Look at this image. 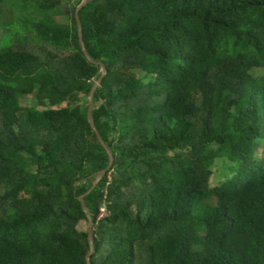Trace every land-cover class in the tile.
<instances>
[{
    "label": "trees",
    "instance_id": "obj_1",
    "mask_svg": "<svg viewBox=\"0 0 264 264\" xmlns=\"http://www.w3.org/2000/svg\"><path fill=\"white\" fill-rule=\"evenodd\" d=\"M80 1H12L29 27L0 49V264H264V0L87 1L93 62ZM99 64L113 165L87 192L109 164L82 100Z\"/></svg>",
    "mask_w": 264,
    "mask_h": 264
},
{
    "label": "rangeland",
    "instance_id": "obj_2",
    "mask_svg": "<svg viewBox=\"0 0 264 264\" xmlns=\"http://www.w3.org/2000/svg\"><path fill=\"white\" fill-rule=\"evenodd\" d=\"M13 0H7L1 10L0 13V49L1 47L8 45L11 43L12 40V35L14 34V32H20L21 30H26L29 25L28 24H24V23H20L15 21V23L10 22L9 20L12 21L13 18V13H16L15 8L13 7L12 4ZM14 11V12H13ZM19 11V10H17ZM21 13L26 14L29 13V11L27 10H23ZM55 19L57 21L60 22H66L68 21V16L66 15H56ZM45 46L49 49H55L53 46H51L50 44L45 43ZM63 54V53H60ZM138 76H141L142 73L141 72H137ZM83 101L87 100L86 97L82 98ZM19 104L21 106H32V105H37V100H35L34 97H32V95H25L20 97L19 99ZM65 108V104H61V105H56L54 107H49L47 109L52 110V111H59L61 109ZM259 154L260 155H264V150L261 149L259 150ZM236 164V163H235ZM235 164H230L228 167L225 168L226 173H230V170H235L236 166ZM207 165H209V162H207ZM223 166L222 164L217 165V167L215 169H213V172L210 176L209 179V184L211 187L217 186L221 183L222 180H224L225 178V173H223L222 170ZM217 189H213L212 193H216ZM78 229L84 230L87 228L86 222L85 221H80L77 225Z\"/></svg>",
    "mask_w": 264,
    "mask_h": 264
},
{
    "label": "water",
    "instance_id": "obj_3",
    "mask_svg": "<svg viewBox=\"0 0 264 264\" xmlns=\"http://www.w3.org/2000/svg\"><path fill=\"white\" fill-rule=\"evenodd\" d=\"M87 1H91V0H81L79 2V4L76 6L75 8V19H76V25H77V30H78V38H79V44H80V47L83 51V54L84 56L86 57V59L89 61V62H93L89 56L87 55V51H86V48H85V45H84V42L82 40V34H81V25H80V20H79V17H78V9L83 5L85 4ZM100 65V71H101V76L93 83L91 89L89 90L88 94H87V102H88V108H87V121L90 125V127L94 130L95 134H96V137L99 141V143L102 145V148L106 151V153L108 154V157H109V164L107 166V168L105 170H102L101 172H99L96 176V179L94 180V182L92 183V185L90 186V188L87 190L90 191L94 185L97 183L98 180H100L102 178V176L106 173V171H108L109 169H111L112 165H113V157L112 155H110L108 149H107V146L105 145V143L103 142V140L101 139L100 135L97 133L95 127H94V123H93V119H92V114H91V111H92V100H93V95H94V92L96 90V88L99 86L100 84V81H101V77L104 75L105 73V70H104V67L102 64H99ZM83 195L84 194H80L77 196V198L79 199L80 201V204H81V207L83 209V211L85 212V214L87 215L88 219H89V225L87 227V239H88V245H89V251L86 255V259L88 260V257L89 255L92 253V245H93V233H92V225H93V221L90 217V214H89V211L84 203V200H83Z\"/></svg>",
    "mask_w": 264,
    "mask_h": 264
},
{
    "label": "built area",
    "instance_id": "obj_4",
    "mask_svg": "<svg viewBox=\"0 0 264 264\" xmlns=\"http://www.w3.org/2000/svg\"><path fill=\"white\" fill-rule=\"evenodd\" d=\"M100 210H101V212H100L99 216H102V215L105 213V211H106V210H105V208H104V207H101V209H100Z\"/></svg>",
    "mask_w": 264,
    "mask_h": 264
}]
</instances>
